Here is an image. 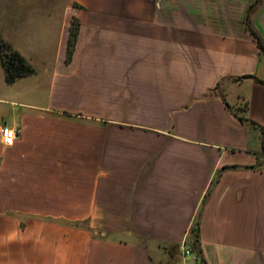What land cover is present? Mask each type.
<instances>
[{"label":"crops","instance_id":"crops-1","mask_svg":"<svg viewBox=\"0 0 264 264\" xmlns=\"http://www.w3.org/2000/svg\"><path fill=\"white\" fill-rule=\"evenodd\" d=\"M55 1L0 0V264H264V0Z\"/></svg>","mask_w":264,"mask_h":264},{"label":"trees","instance_id":"trees-1","mask_svg":"<svg viewBox=\"0 0 264 264\" xmlns=\"http://www.w3.org/2000/svg\"><path fill=\"white\" fill-rule=\"evenodd\" d=\"M74 8H77L74 5ZM80 31V23L77 19H73L70 27V34H68L67 39V53L66 62H70L72 54L75 51V45L77 41V36ZM250 34L253 36L254 41L261 52H263V47L258 41L257 36L253 31L250 30ZM0 66L2 67L4 78L7 84L15 83L17 80L33 76L35 74L33 67L0 35ZM249 76H243L242 79L248 78ZM80 226V225H77ZM192 239L190 241V248L196 254L199 261H202L200 257V252L197 250V227L191 229Z\"/></svg>","mask_w":264,"mask_h":264},{"label":"built area","instance_id":"built-area-1","mask_svg":"<svg viewBox=\"0 0 264 264\" xmlns=\"http://www.w3.org/2000/svg\"><path fill=\"white\" fill-rule=\"evenodd\" d=\"M20 129L18 128H11L8 126H2L0 127V138L2 141V145L6 146V147H10L13 146V144L17 141L18 136L20 134ZM183 254V258H189L191 259L193 262H197V256L193 253V251L189 248L184 249L182 251Z\"/></svg>","mask_w":264,"mask_h":264},{"label":"rangeland","instance_id":"rangeland-1","mask_svg":"<svg viewBox=\"0 0 264 264\" xmlns=\"http://www.w3.org/2000/svg\"><path fill=\"white\" fill-rule=\"evenodd\" d=\"M64 0H56L55 2H57V3H62ZM33 21V22H32ZM30 20L29 22L27 21L26 22V25H25V28H27V29H31V28H33V29H35V33H38V27H39V29L41 30V29H44L45 28V24L44 23H37V20L35 21V20ZM51 26V25H50ZM32 33H34V32H32ZM31 33V35H35V34H32ZM37 35V34H36ZM36 35L34 36V38H36ZM13 37H15V39H18L17 38V36H16V34L15 33H13V35H12ZM38 36H40L41 37V39H40V41H37V40H35L34 42H33V46L35 47V46H37V45H43V43H41V41H43V36L40 34H38ZM45 37V39H46V35L44 36ZM44 39V40H45ZM15 41V40H14ZM15 43H17V41H15Z\"/></svg>","mask_w":264,"mask_h":264},{"label":"clouds","instance_id":"clouds-1","mask_svg":"<svg viewBox=\"0 0 264 264\" xmlns=\"http://www.w3.org/2000/svg\"><path fill=\"white\" fill-rule=\"evenodd\" d=\"M13 237H10V239H12Z\"/></svg>","mask_w":264,"mask_h":264}]
</instances>
